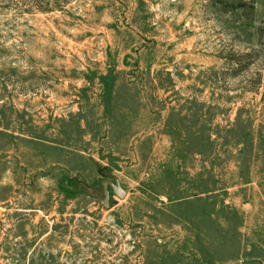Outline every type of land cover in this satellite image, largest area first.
Masks as SVG:
<instances>
[{
    "label": "rangeland",
    "instance_id": "374dc122",
    "mask_svg": "<svg viewBox=\"0 0 264 264\" xmlns=\"http://www.w3.org/2000/svg\"><path fill=\"white\" fill-rule=\"evenodd\" d=\"M23 1L0 0V264H264V0Z\"/></svg>",
    "mask_w": 264,
    "mask_h": 264
},
{
    "label": "trees",
    "instance_id": "16d2710c",
    "mask_svg": "<svg viewBox=\"0 0 264 264\" xmlns=\"http://www.w3.org/2000/svg\"><path fill=\"white\" fill-rule=\"evenodd\" d=\"M70 0H25L33 9L48 12L63 9V6ZM212 4L222 6L226 12L231 14L245 11L248 15L254 10V0H209ZM261 33V32H260Z\"/></svg>",
    "mask_w": 264,
    "mask_h": 264
},
{
    "label": "water",
    "instance_id": "95a60500",
    "mask_svg": "<svg viewBox=\"0 0 264 264\" xmlns=\"http://www.w3.org/2000/svg\"><path fill=\"white\" fill-rule=\"evenodd\" d=\"M107 182L112 186V189L116 194H118L119 196H122L124 194V191L118 185H116L110 181H107Z\"/></svg>",
    "mask_w": 264,
    "mask_h": 264
}]
</instances>
